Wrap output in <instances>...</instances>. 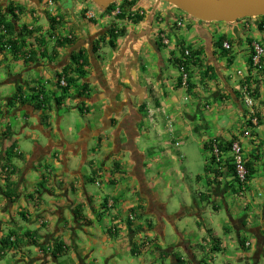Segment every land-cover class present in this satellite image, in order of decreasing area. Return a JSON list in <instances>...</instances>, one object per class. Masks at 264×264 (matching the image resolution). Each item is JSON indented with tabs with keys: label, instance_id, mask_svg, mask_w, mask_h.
<instances>
[{
	"label": "crops",
	"instance_id": "0c3cea01",
	"mask_svg": "<svg viewBox=\"0 0 264 264\" xmlns=\"http://www.w3.org/2000/svg\"><path fill=\"white\" fill-rule=\"evenodd\" d=\"M47 1L0 0V11L8 22L14 23L18 42L26 51L36 54L34 62L24 64L20 55L15 57L11 51L0 50V72L7 78L0 84V196L4 198L0 199V258L7 250L13 255L17 250L22 256L26 255L23 239L33 245L41 228L46 232L37 238L40 237V254L47 248L49 253L37 258L27 256L21 263L51 264L50 256L56 263L52 251L59 243L64 245L65 252H72L77 264H96L99 256L109 264L120 254L118 248H127L134 254L140 243V246L146 243L163 246L159 238L166 240L168 222L175 227V220L184 215L168 213L158 190L165 183L161 177L167 178L172 161L178 155L169 145L175 146L179 140L184 147L195 146L202 164V175L197 174L200 202H195V211L190 209V215L202 219L209 206L214 214L226 216L221 223L227 242L239 244L243 251L241 259L246 264H264V81L257 92L260 125L251 130L250 139L244 135L248 129V114L240 93L242 79L249 74L252 42L264 44V17L235 23H208L190 17L167 2L129 0L132 6L116 2V12L111 14L100 9L101 20H89L95 22L93 27L92 23L86 26L79 22L88 20L85 13L89 9L82 3L52 0L49 6ZM85 2L86 6L91 3L90 0ZM8 6L20 9L17 21L8 13ZM119 15L124 18L120 19ZM54 17L59 22L52 30ZM138 17L141 20L137 22ZM44 18L48 24L42 22ZM178 21H183L182 27L177 26ZM24 27L38 32L21 36L20 30ZM113 29L125 31L115 41L114 49L108 45V32ZM70 36L75 37L77 43H85L81 50L87 57V75L79 78L71 74L75 84L64 96L58 79L66 66L71 67L69 51L72 47L59 48L56 55L53 51L57 39ZM164 37L169 40L168 45H163ZM100 40L105 44H100V50L94 54L92 50ZM225 42L231 45V50L223 48ZM106 45L112 52L102 57ZM185 48H190L194 57L189 66L188 89L180 86L176 64ZM40 52L45 57L40 56ZM129 80L144 89L145 116L141 117L134 108V97L130 102L124 101L123 89L129 85ZM40 86L49 101V110H37L30 100L33 91ZM19 90L22 99L13 103L14 98L19 99ZM69 98L78 103L87 117V121L78 123L74 130L57 114ZM127 104L132 107L129 118L132 124L122 127L128 116ZM145 121L149 124L144 125ZM113 122L116 125L111 127ZM148 125L152 126V134L148 133ZM169 127L172 131H168ZM22 137L34 144L33 151L25 158L18 149V139ZM144 140L147 150L138 146ZM213 140L221 146L222 155L228 156L220 164L210 154ZM235 140L243 144L247 169L252 173L244 197L238 193L226 150ZM127 142H130L129 148L125 147ZM134 147L140 160L129 152ZM74 157L82 158L84 166H74ZM13 158H20L22 166L11 164ZM87 166H90L89 172L84 170ZM137 168L144 182L142 190L135 174ZM98 182L101 186L108 185L102 189L103 196L95 195L88 186ZM111 199L115 202L113 209L105 208L104 202ZM143 202L148 203L147 209L153 206L154 211L151 208L149 214L143 213V209L138 211L141 204L145 205ZM86 210L97 213L96 217L87 216ZM132 210L138 216L130 221L126 214ZM76 213L86 222L78 220ZM102 225L105 228L100 234L97 229ZM209 225L220 226L211 217ZM208 232L207 240L201 237L194 240H203L207 253L225 252L224 241L219 238L221 231L210 228ZM191 236L195 238V232ZM109 237L116 241L106 244ZM8 239L11 241L5 245ZM214 240H218L216 245ZM185 241L181 236L178 246L187 254L182 256L186 255L192 264H203L206 260L197 257L202 253L199 243L193 245V240H188V244ZM241 241L249 243V247L245 248ZM177 250L181 249L171 247L159 251L178 264Z\"/></svg>",
	"mask_w": 264,
	"mask_h": 264
},
{
	"label": "rangeland",
	"instance_id": "374dc122",
	"mask_svg": "<svg viewBox=\"0 0 264 264\" xmlns=\"http://www.w3.org/2000/svg\"><path fill=\"white\" fill-rule=\"evenodd\" d=\"M90 2H91L90 5H87V6L84 5L87 2L82 3V5L85 6V8L89 9V11L92 10L91 12H93L96 15V18L94 21L97 22L101 20V17H102V14H100L101 11L97 6L94 7V4L91 0ZM93 8H95V10H93ZM80 21L86 26L91 25V23L93 27L95 26L94 21L90 22L89 20H87L88 21V22L86 21L87 23L82 19L79 20V22ZM42 22L44 24H48L45 18ZM74 22L76 21L74 20ZM7 51H10V50H7ZM110 51L111 49L108 45L103 46L101 56L105 57V54L109 55ZM11 66L15 68V65H11ZM5 80H7V78H5L4 75L1 74L0 72V84L4 83ZM0 88H2V86ZM60 92H62L64 96L68 95V93L65 94L64 90L62 89L60 90ZM57 114L58 116L64 117V120H67L71 124L72 130L75 129L74 126H77L78 123L82 124L87 121L86 114L80 111L78 107V103H75L73 98H69V100L65 103L64 106H62L59 113ZM145 124H149L148 121H145L144 125ZM146 128L148 129V133L152 134V130H151L152 126L148 125ZM161 130H164V129L161 128ZM24 136L25 135H23V137ZM22 138L18 139L19 140L18 149L20 151V154L21 153L24 154L23 157L25 158V157H28V155H30L31 152L33 151L34 144L32 141L25 140L24 138L23 140ZM246 139L248 138L246 137ZM176 141L178 143L175 146L173 144H170L169 147H171L172 149L174 148L177 151L178 155H175V158L172 161L171 171L170 173H168L167 178L161 177L165 183L161 187H159L158 190H159V193L162 194V200L167 207L168 213L173 214V216L174 215L179 216V214L181 213H184V215L182 217H179L177 220H175V223H176L175 227H173L171 221L168 222L167 231L165 233L166 240H164L162 237L159 238V242H161L163 246L159 247L158 245H155V244L150 245L149 243H146L145 245L142 244L140 246L141 244L140 243V244H137L136 246V250H135V253H137L136 255H134L135 253L134 254L131 253L130 250H127V248L125 249L118 248V251L120 252V254L115 259H113L112 263H109V264H174L170 256L169 257L162 256L159 251L160 248H162L164 251H167L171 247H175L176 249H179V250L181 249L180 251L177 250L176 255L180 256L182 260L185 259V262H187L188 264H192L190 262L191 260L186 257L187 255L186 250L178 246L179 244H181V236H183V238L187 240L185 241L187 244H188V240L189 241L193 240L191 242L193 245H195L198 242L194 240L196 239V237L205 238V240H207L208 237H210L209 236L210 233L208 232L210 228H213L215 231H217V229L218 231H221L219 238H221V240L224 241L226 251L225 252H215L213 254L207 253L208 248L204 246L205 244L202 240L201 242H198L199 243L198 248L201 249L202 253L198 254L197 257L200 260L205 259L206 261H210L212 264H227V263L246 264V262L243 261V259H241L243 257L240 256V254H243V251L239 247V244H233L231 241L227 242V240L225 239V235H222V223L221 222L223 221L224 218L227 219L226 216L214 214V210L209 206L207 207L206 211L203 213L202 219L197 218L196 216L194 218L190 215L191 211L193 210L195 211V202H200L199 200L200 197L198 196L200 191L197 189V176H198L197 174L202 175V170H201L202 164L200 162V159H198L200 155H199V151L195 149V146L184 147L182 143H180L181 141L179 140H176ZM138 146L141 150H143V148H146V147L147 148L145 150L148 149V144L146 140L140 141ZM243 152L245 155V151ZM11 157H14L12 153H11ZM73 160L74 161H72V164L74 166L76 165L78 168L84 166L82 165V158L74 157ZM126 160H129V155H126ZM10 163L13 164L14 166L18 164L22 166V162L20 161V158H13ZM84 170L89 172L90 166L84 167ZM151 173L152 171L150 170L148 172L149 177L151 176ZM98 184L100 185H97V184L96 185L99 187H97L94 183H89L88 186L90 187V189H92L95 195L103 196L104 193L102 192V189L107 188L108 185L105 184L101 186V183L99 182ZM0 199L3 200L4 198L0 196ZM110 201H114V200L111 199ZM143 203L145 205L141 204V206L137 208L138 211H141V209H143L142 212L145 213L146 211L148 212L147 214L152 213L150 208L154 211L153 206L147 209L148 203L147 202H143ZM203 204H206V202H203ZM86 211L88 212V213L87 212L85 213L87 216L90 214L91 216L96 217L97 215V213L95 212H89L88 210ZM156 212L158 211L156 210ZM126 215L128 216V219L130 215L134 216L135 219H136V216H138V214L136 215L135 212L132 213L131 211L129 212V214H126ZM141 217L143 218V215H141ZM210 217L215 219V221L218 224H220V226L212 225L210 227L209 225ZM27 227L30 229L35 228V226H32V225L31 226L27 225ZM104 228H105V225H102L100 226V229H97V230L99 231L100 234H102ZM45 230H46L45 228H41V230L37 232V238L40 233L44 234L46 232ZM176 230H179L180 232H177ZM192 232H195V238L191 236ZM82 233L86 235L84 231H82ZM82 233L79 232V234H82ZM37 238H35V243L33 245L29 244L30 242L28 239H25V238L23 239L24 241L22 242V248H24L26 255L22 256L19 250H17L16 253H14L13 255L10 253L9 250H7L5 255L0 258V264H23L20 261L22 259H26L27 256H30L32 258H37L38 256L40 257L45 253H49L47 250L48 248H47L40 254V250L38 247V244H39L38 240H40V237L38 240ZM115 241H116V238L109 237V241L106 244L114 243ZM114 249L115 248L112 247V251H114ZM140 250H143V251H140ZM138 251H140L141 253ZM184 254L186 255L182 256ZM49 258L51 260L50 261L51 264H77L76 259L73 258L72 252L70 251H67L63 255L59 256L57 258L56 263L53 262L52 256H50ZM97 260H98V263L96 264H105L104 259L101 258L100 256L97 258ZM91 264H94V263L92 262ZM250 264H254V262H250Z\"/></svg>",
	"mask_w": 264,
	"mask_h": 264
},
{
	"label": "trees",
	"instance_id": "16d2710c",
	"mask_svg": "<svg viewBox=\"0 0 264 264\" xmlns=\"http://www.w3.org/2000/svg\"><path fill=\"white\" fill-rule=\"evenodd\" d=\"M122 5L123 6H132V3L129 2V0H123L122 1ZM116 7H117V3H114L112 5H110L107 10L104 12L106 14H111V12H115L116 11ZM8 13L10 15L13 16V19L15 21L18 20V16L17 13H20V9L18 8H11L10 6H8L7 8ZM120 19H123L124 17L119 15ZM141 20L140 17H138L137 19H135V21H139ZM58 24V22L53 18L51 20V25H52V30H55V26ZM37 29H33V31H29L27 27H24V29L20 30L21 31V36H32L34 35ZM125 34L124 31H119L117 29H113L110 30L108 32V37H109V43L108 45L111 48H115V41L119 38L122 37ZM78 40L75 37H67V38H63V39H57L56 43H55V48L53 51V54L56 55V50L59 48H62L64 46L66 47H73L77 44ZM38 44V43H37ZM100 44H105L103 40H100L97 42L96 46L93 48L92 52L94 54H97L98 51L100 50ZM42 43H39L38 47H41ZM156 49L159 50V45H156ZM0 50L1 51H5V50H10L13 53V56H18L20 55L22 57V60L24 62V64H30L32 62L35 61L36 59V54L33 51H26L25 46L21 45L18 42V38L15 35V26L14 23L8 22L6 17H4L0 11ZM40 56L45 57V54L43 52H40ZM71 67L73 66V68L66 66L63 69V73L59 76L58 79V86H59V82L60 80L64 77L67 81V88H63L62 90H64V93H68V91L71 89V87L75 84V79L71 78V74H75L76 76H78L79 78H84L87 75L86 72V66H87V57L85 55L84 50H80L79 52H73L72 55L70 56V62ZM176 64H179V61H176ZM85 92V91H84ZM19 94V99L14 98L13 99V103L14 101H18L20 99H22V94L19 92L17 93V96ZM30 100L33 101L34 107L37 110H49V101L47 100V97L45 95V92L43 90V87L40 86L39 90H34L33 93L30 96ZM59 100V99H58ZM11 102V103H12ZM60 102V101H58ZM80 111L83 113V110L80 109ZM2 115V111L0 110V116ZM46 118V117H44ZM46 121V119H45ZM231 144V143H230ZM229 144V146H230ZM118 167V165H115ZM117 167H115L117 169ZM247 167V164H246ZM232 173L236 179L237 184H239V188L242 187V185L240 184V181L238 180L237 176H236V172H235V166L231 167ZM5 173L7 174L8 172L5 170ZM252 173L251 171L248 170V176H247V180H250ZM142 185L144 186V182L141 179ZM248 190V189H247ZM107 202L108 200H106L104 202V207H107ZM115 205V202H114ZM109 209V208H108ZM132 213H134L135 211H131ZM76 217L78 218V220L82 219V221H85L82 217H79V214L76 213ZM11 239H8L5 241V245H8L10 243ZM218 242V240H214L213 244L216 245V243ZM244 241H241V245H244ZM217 246H215L214 248H216ZM65 247L62 243L57 244V246L54 248V250L52 251V254L54 256V258H58L59 256L63 255L65 253ZM216 252H219V250H216ZM177 263L178 264H188L187 262H185V260L177 259ZM203 264H209L206 261H203Z\"/></svg>",
	"mask_w": 264,
	"mask_h": 264
},
{
	"label": "built area",
	"instance_id": "2783aa9c",
	"mask_svg": "<svg viewBox=\"0 0 264 264\" xmlns=\"http://www.w3.org/2000/svg\"><path fill=\"white\" fill-rule=\"evenodd\" d=\"M75 1L84 3L85 1L88 0H75ZM47 4L50 6L53 4V1L48 0ZM85 17L88 20L95 19V15L90 11H86ZM54 18L57 19L56 20L57 22H59L58 18L56 17ZM177 26L182 27L183 21H178ZM262 29L264 30V23L262 24ZM28 30L33 31V28L29 27ZM162 43L163 45H168L169 40H167L164 37ZM223 48L225 50H231V45L228 42L227 43L225 42L223 44ZM251 49L252 52L249 58V74L243 77L240 86V93L243 96L244 105L247 109V114H248L246 118L248 129L244 131V135L249 139L251 138V130L256 129L260 125V119L258 116V109L256 104H257L258 88L260 86V83L264 81V44L258 41H254L252 42ZM193 58H194L193 52L190 48L183 49L179 64L177 65L178 72L180 75L179 77L180 84L183 88L189 87V83H190L189 66ZM67 86H68L67 81L63 77L59 82V88L63 89V88H67ZM169 128L168 131H172V129L170 128L169 130ZM226 150L228 151L227 154L230 155L231 165L235 166L236 176L240 181V184L242 185V187L238 189V193L244 197L247 195V191H248L247 188L249 187V184L247 180L248 170L246 167V161H245L243 146L241 141L240 140L233 141L230 144V146L226 147ZM210 154L214 158L217 164L224 162L225 159L228 157L222 155L223 153L221 151V146L216 140H213L211 143ZM113 207H114V201H109L108 208L113 209ZM129 220L133 221L134 216L130 215ZM245 246L249 247V243H246Z\"/></svg>",
	"mask_w": 264,
	"mask_h": 264
},
{
	"label": "water",
	"instance_id": "95a60500",
	"mask_svg": "<svg viewBox=\"0 0 264 264\" xmlns=\"http://www.w3.org/2000/svg\"><path fill=\"white\" fill-rule=\"evenodd\" d=\"M99 9L106 11L107 8L123 0H91ZM167 2L185 12L190 17L202 22H225L235 23L247 18L264 17V0H157ZM85 43H77L69 51V58L73 52H79ZM131 86L137 90L140 99H143L144 89L133 81ZM136 155V147L129 150ZM138 158V155H136ZM139 160L137 159V162Z\"/></svg>",
	"mask_w": 264,
	"mask_h": 264
},
{
	"label": "flooded vegetation",
	"instance_id": "af4514ba",
	"mask_svg": "<svg viewBox=\"0 0 264 264\" xmlns=\"http://www.w3.org/2000/svg\"><path fill=\"white\" fill-rule=\"evenodd\" d=\"M112 13V12H111ZM113 49V48H112ZM137 84V83H136ZM123 97H124V101L125 102H130V98L131 97H134L136 99V103L134 105V108L137 109V111L139 112V115L142 117V116H145L147 111L146 110V103L144 102V96H143V99H140V95H134L135 93H138L137 90H135L132 86H131V80H129V85L127 87H124L123 89ZM84 95V92L82 93ZM144 95V94H143ZM126 111H127V115L126 118L123 120V124H122V127H124V125H128V124H132V122L130 121V117H132V111L131 110V106L129 104H127L126 106ZM131 122V123H130ZM138 122V121H137ZM112 126L111 127H114V125H116L114 122L111 123ZM121 125V123H120ZM107 128V127H106ZM125 147L129 148L130 147V142H127V144L125 145ZM120 148V147H119ZM133 157L135 158V156L133 155ZM138 159L140 160V157H138ZM142 161V160H141ZM139 162V161H138ZM137 163V161H136ZM137 167L139 166L138 163L136 164ZM141 165V164H140ZM117 167V166H114V168ZM136 172V176H137V179H138V183H139V187H140V190L143 189V185H142V182H141V172L138 171V168L135 169ZM108 204H109V200L107 202V207H108ZM185 260V259H184Z\"/></svg>",
	"mask_w": 264,
	"mask_h": 264
},
{
	"label": "clouds",
	"instance_id": "9594fccd",
	"mask_svg": "<svg viewBox=\"0 0 264 264\" xmlns=\"http://www.w3.org/2000/svg\"><path fill=\"white\" fill-rule=\"evenodd\" d=\"M189 85H190V83H189ZM180 86H181V84H180ZM189 88V87H188ZM188 88H186V89H188ZM232 143V142H231ZM248 170V169H247ZM135 219V218H134ZM246 244V243H245ZM245 248H246V246H245ZM248 248V247H247Z\"/></svg>",
	"mask_w": 264,
	"mask_h": 264
}]
</instances>
